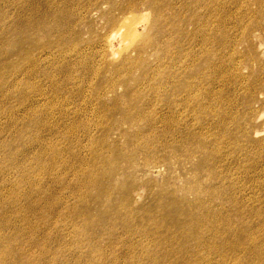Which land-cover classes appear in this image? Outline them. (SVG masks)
Returning a JSON list of instances; mask_svg holds the SVG:
<instances>
[{
  "label": "rangeland",
  "instance_id": "obj_1",
  "mask_svg": "<svg viewBox=\"0 0 264 264\" xmlns=\"http://www.w3.org/2000/svg\"><path fill=\"white\" fill-rule=\"evenodd\" d=\"M0 264H264V0H0Z\"/></svg>",
  "mask_w": 264,
  "mask_h": 264
}]
</instances>
